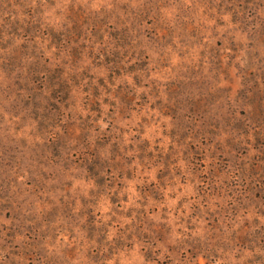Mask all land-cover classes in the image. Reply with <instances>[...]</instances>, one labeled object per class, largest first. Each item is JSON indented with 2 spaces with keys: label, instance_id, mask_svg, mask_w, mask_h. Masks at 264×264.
<instances>
[{
  "label": "rangeland",
  "instance_id": "374dc122",
  "mask_svg": "<svg viewBox=\"0 0 264 264\" xmlns=\"http://www.w3.org/2000/svg\"><path fill=\"white\" fill-rule=\"evenodd\" d=\"M0 264H264V0H0Z\"/></svg>",
  "mask_w": 264,
  "mask_h": 264
}]
</instances>
